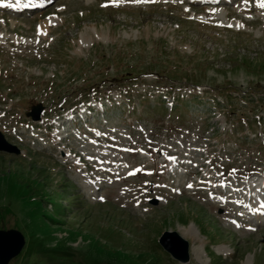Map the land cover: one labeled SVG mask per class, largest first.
Listing matches in <instances>:
<instances>
[{"label":"rangeland","instance_id":"obj_1","mask_svg":"<svg viewBox=\"0 0 264 264\" xmlns=\"http://www.w3.org/2000/svg\"><path fill=\"white\" fill-rule=\"evenodd\" d=\"M149 1L0 5V131L17 149H0V228L25 237L8 264H264L261 0Z\"/></svg>","mask_w":264,"mask_h":264},{"label":"water","instance_id":"obj_2","mask_svg":"<svg viewBox=\"0 0 264 264\" xmlns=\"http://www.w3.org/2000/svg\"><path fill=\"white\" fill-rule=\"evenodd\" d=\"M41 102L31 105L30 109L26 112L32 119L40 118L41 111L43 110ZM0 145L1 150L11 151L15 149L4 139L3 133L0 131ZM155 202V199H153ZM159 243L165 250L172 254L179 262L185 263L189 260V242L182 237L175 230L165 229L158 238ZM25 243L24 234L15 227L0 228V264H8V262L15 257L22 249Z\"/></svg>","mask_w":264,"mask_h":264},{"label":"bare ground","instance_id":"obj_3","mask_svg":"<svg viewBox=\"0 0 264 264\" xmlns=\"http://www.w3.org/2000/svg\"><path fill=\"white\" fill-rule=\"evenodd\" d=\"M1 1V0H0ZM193 1V0H192ZM232 0H204V2L205 3H215L214 5H220L219 3H221V4H229V2H231ZM239 1V0H238ZM241 1V0H240ZM41 2H42V0H10V4L8 5V7L10 8V9H13L14 11H16V12H19V11H23V10H25V9H31L32 7H34L36 4H41ZM202 2H203V0H202ZM232 3H233V1H232ZM204 4V3H203ZM2 6H6V5H4V4H1ZM208 6H209V4H208ZM200 7H205V5H201ZM246 11H255L256 10V8L254 7V6H252V7H246V8H244ZM45 10V9H44ZM230 14H233L232 12L230 13ZM84 110V109H83ZM83 110L81 111V115H84V112H83ZM69 115H71V116H73V114H69ZM71 116L70 117H68V115L67 116H64V121H68V120H70L71 119ZM66 123H68V122H66ZM64 129H66V127H64ZM60 132V130H56V133H58V134H60L59 133ZM62 136L63 135H59V138L61 139L62 138ZM170 161L171 160H173V158L172 159H169ZM172 163V162H171ZM174 164V163H173ZM263 179H264V177H263ZM222 205H226L227 204V202H222L221 203ZM261 204H262V206H261ZM259 207L260 208H264V200H261L260 201V205H259ZM262 214H264L263 212H262ZM198 249L199 248H197L196 246H194L193 247V252H194V254H195V251H198Z\"/></svg>","mask_w":264,"mask_h":264},{"label":"trees","instance_id":"obj_4","mask_svg":"<svg viewBox=\"0 0 264 264\" xmlns=\"http://www.w3.org/2000/svg\"><path fill=\"white\" fill-rule=\"evenodd\" d=\"M58 209L61 210L60 207H59ZM31 242H32V241H31ZM65 249H67V248H64V247L62 246V247H60L58 250H65ZM22 250H24V249H22ZM58 256L63 257L65 261H66L67 259H69L70 261L72 260V255H70V254H61V253H59ZM70 263H71V262H70ZM75 264H77V262H76Z\"/></svg>","mask_w":264,"mask_h":264},{"label":"snow or ice","instance_id":"obj_5","mask_svg":"<svg viewBox=\"0 0 264 264\" xmlns=\"http://www.w3.org/2000/svg\"><path fill=\"white\" fill-rule=\"evenodd\" d=\"M114 2H115V0H114ZM245 2H247V0H245ZM260 7L264 8V0H261Z\"/></svg>","mask_w":264,"mask_h":264}]
</instances>
